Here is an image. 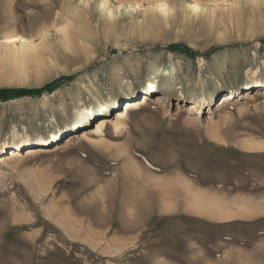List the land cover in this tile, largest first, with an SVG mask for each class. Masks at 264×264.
Returning a JSON list of instances; mask_svg holds the SVG:
<instances>
[{"label":"rangeland","instance_id":"374dc122","mask_svg":"<svg viewBox=\"0 0 264 264\" xmlns=\"http://www.w3.org/2000/svg\"><path fill=\"white\" fill-rule=\"evenodd\" d=\"M66 76L0 101V264H264V0H0V89Z\"/></svg>","mask_w":264,"mask_h":264},{"label":"bare ground","instance_id":"6f19581e","mask_svg":"<svg viewBox=\"0 0 264 264\" xmlns=\"http://www.w3.org/2000/svg\"><path fill=\"white\" fill-rule=\"evenodd\" d=\"M65 31H67V30H65ZM183 34H184V29H182L181 27L176 28L175 29V42H180ZM4 40H5L4 43L6 44L5 46L12 48L15 51L17 50L18 54L32 53L35 51L34 48H36L33 45V43L30 42V40L28 38L22 37L20 35L5 36ZM18 42H20V45H22V47L20 49H18L17 48L18 46H16ZM160 70H162L164 72L163 77L168 82L170 80L169 79L170 74H171L170 70L165 69V68L160 69ZM262 85H263L262 82H260L255 86V89H253V90L247 89L244 92V93H246V96H244L245 99H247V101L258 99L263 94L262 93L263 90L260 89ZM149 87H150V89L148 91L146 90V92L141 94L139 97L132 96V97L128 98L126 101H124L123 105L121 106V109L116 110L115 119H114V117L110 116V114L108 112H106L105 114L100 116V118H98L92 124V126H85L84 128L80 129L79 131L72 132V133L68 134V136L64 139L65 142H63L64 143L63 145L68 146L70 144L77 142V140H79V139L92 138L95 135H99L102 132H104L102 130L103 127H106L107 125H110V124L114 125L116 128L119 127L120 124H122V122L124 121V119L131 114V112H133L136 109L138 110L140 107L149 104V102L154 99L153 93L155 92L157 85L153 80H150ZM149 92L151 93V95L148 94ZM235 98H236V95L233 94V90H232L231 93H226L225 95L221 96V98H220V99H222L221 105L229 104ZM30 141L31 140L25 139V140L19 142V144H16L15 146H9V147L7 146L8 148H4L5 150L3 151L2 154H0V164H2V165L3 164H8V165L13 164V163L19 161V159L22 160V158L25 157L26 154L35 155L36 153L44 150L39 145H35V147L27 146L30 144ZM40 141L46 143L48 141L52 142L53 139L52 140L41 139ZM56 144H57L56 145L57 147H60L61 143H56Z\"/></svg>","mask_w":264,"mask_h":264},{"label":"trees","instance_id":"16d2710c","mask_svg":"<svg viewBox=\"0 0 264 264\" xmlns=\"http://www.w3.org/2000/svg\"><path fill=\"white\" fill-rule=\"evenodd\" d=\"M71 76H66V77H60L57 78L53 81H50L49 84L44 85L43 87L40 88H17V89H6V88H1L0 89V101L1 100H9V99H14L17 97L21 96H41L44 93L50 94L51 92L59 89L64 85V83L69 80Z\"/></svg>","mask_w":264,"mask_h":264}]
</instances>
